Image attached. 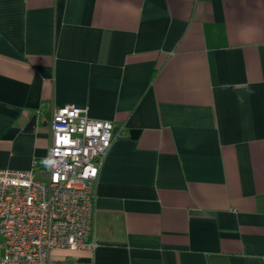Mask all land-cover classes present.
Wrapping results in <instances>:
<instances>
[{
  "label": "crops",
  "instance_id": "1",
  "mask_svg": "<svg viewBox=\"0 0 264 264\" xmlns=\"http://www.w3.org/2000/svg\"><path fill=\"white\" fill-rule=\"evenodd\" d=\"M68 103L126 133L96 247L53 264H264V0H0V168L47 157Z\"/></svg>",
  "mask_w": 264,
  "mask_h": 264
},
{
  "label": "built area",
  "instance_id": "2",
  "mask_svg": "<svg viewBox=\"0 0 264 264\" xmlns=\"http://www.w3.org/2000/svg\"><path fill=\"white\" fill-rule=\"evenodd\" d=\"M51 130L47 157L28 169L0 168V264H53V249L97 245L96 183L125 126L68 103L54 108Z\"/></svg>",
  "mask_w": 264,
  "mask_h": 264
},
{
  "label": "water",
  "instance_id": "3",
  "mask_svg": "<svg viewBox=\"0 0 264 264\" xmlns=\"http://www.w3.org/2000/svg\"><path fill=\"white\" fill-rule=\"evenodd\" d=\"M37 121H38V114H34L32 117H31V119H30V121H29V123H28V129H33L35 126H36V124H37ZM139 132H140V130L139 129H137V128H132L131 130H130V134H131V136H133V137H136L138 134H139Z\"/></svg>",
  "mask_w": 264,
  "mask_h": 264
}]
</instances>
